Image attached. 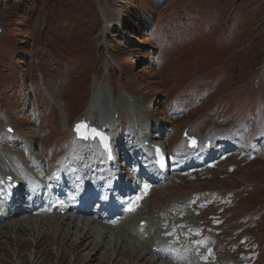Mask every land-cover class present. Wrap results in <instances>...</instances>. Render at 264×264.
I'll return each instance as SVG.
<instances>
[{"label": "rangeland", "instance_id": "1", "mask_svg": "<svg viewBox=\"0 0 264 264\" xmlns=\"http://www.w3.org/2000/svg\"><path fill=\"white\" fill-rule=\"evenodd\" d=\"M0 27L6 147L29 163L33 143L47 169L85 163L95 147L75 141L71 129L82 115L101 125L102 107L91 105L96 85L120 106L110 127L115 144L132 156L148 131L174 156L185 147V131L204 137L237 126L245 154L226 148L234 151L169 180L151 193L141 215L160 218L193 196L203 212L198 238L209 240L203 242L213 262L264 264V152L250 158L264 142V0H0ZM0 162L10 168L1 151ZM38 229L2 234L0 264H17L12 248L21 264L154 262L151 253L137 255L132 242L104 249L72 229Z\"/></svg>", "mask_w": 264, "mask_h": 264}, {"label": "bare ground", "instance_id": "2", "mask_svg": "<svg viewBox=\"0 0 264 264\" xmlns=\"http://www.w3.org/2000/svg\"><path fill=\"white\" fill-rule=\"evenodd\" d=\"M135 100L136 99H132V102L135 103L134 109L138 110V103L137 100L136 102ZM91 105L93 107L97 105H100L102 107L101 126H104L110 130V124L112 122V120L110 121V119L112 118V115L118 113L117 109L120 106L117 104V102H115L108 96L105 86L96 85L93 96L91 98ZM124 111L130 112V110ZM89 118L93 122L96 121L95 117L93 116H90ZM188 134L199 136L201 142L200 147L193 150H189L188 147H184L182 152L178 154L175 160L177 162L172 163L174 165V168L169 172L168 175H165V173H160L156 169V167L153 166V159H142L140 161L139 158L140 156H143V153H141L139 157H132L130 155L131 153H123L124 147L122 145L116 144L115 154L112 161H103L100 156V151L96 150V153L93 157H89L88 159H85V163H81L82 165L86 164L87 167H89L91 163H93V168L90 171L92 172V174H85L86 176H90L91 179L86 185L80 187L72 183L71 179L73 177H76V174L70 173L69 168L60 170V176L58 179L54 178V174L53 177L50 178L49 172L44 175L46 163L42 159V155L33 156L35 153L33 143L28 146V152L30 153L29 162L34 169L28 170V168L22 169V165L24 164V162L20 153L12 152L11 149L4 146V144L0 141V151H3L7 156L9 163L11 162V168H19V171L25 174V176L21 178V180L25 181L28 178L29 202L28 208H26V215H22L21 219H17L0 228V233H4L7 231L14 232L17 231V229L23 230V228H25V233L28 235V230L38 229L39 226L56 225L62 226L66 229H72L73 234L75 232L84 233L87 239L94 240L97 245L100 244L99 246H102L104 249L108 248V243L114 245L116 243L118 244L122 242V245H125L124 242H132V247H136L138 249L136 250V252H139L137 253V255L141 256L142 258L148 256V253H151V256L154 260L153 264H165V262L170 258H174L180 264H190V262H187V258L190 257L188 254L174 253L177 249L185 247L183 242L177 239L178 234L181 235L183 231L177 230L182 228H177L175 224H171L169 221V219L173 217V213L174 216H179L182 213V206H173L171 208H168L166 216H163L159 219L157 218L156 212H150L146 215H141L145 211V207L148 202V200L146 199L137 210H135L132 214L125 216L122 214L121 209L123 200L118 196L121 191H108L107 193H109L111 198H109V202H104L103 208L106 209L107 212H105L104 214L106 218H103L101 216H98L99 214H103V212H90L86 209L87 206L85 204V201H87V199H84L83 197V194L86 193L92 194L93 197L96 195V193H99L98 198L101 197L102 188H106V190L109 189L108 185H110L109 180L111 178L116 175H120L122 177V172H120L121 169L117 168L118 164L121 167H123V164H126L128 166V170L125 173V175L128 173V176L124 177V179L133 180L132 183L134 186V190L137 188L135 184L136 175H139L140 177L149 176L151 182L153 183V189H155L168 184L166 181H168V179L170 178L171 173H173V179L178 178V176L183 173L191 175L192 172L197 168L204 167L211 161H216L218 159H221L223 156H227L228 153L224 151L225 148H236L240 150L248 149L242 145V141L239 139L240 132L237 126L225 130H216L215 132L210 129L204 137L203 135H199L200 133H198L195 129L190 130ZM158 136L159 135L157 133L150 134V132L148 131L144 134V142L152 140V138H156ZM208 140L211 141L212 148L210 149L206 148L205 146V142ZM142 149L144 148L142 147ZM177 150L179 151V147L175 149V151ZM252 152L257 156L258 159L262 158V152H264V142L261 144L260 148L252 150ZM197 153H199V155H197ZM146 163H148V167H145ZM131 168H133V170ZM95 170V177H98L99 179L98 183L96 184L92 181V178L94 177L93 173ZM4 173H6V171H4ZM68 191L69 194H66V192ZM61 195L62 198L67 202V206L62 213L59 212L58 209H55V211L50 214L40 212L43 207L52 206L53 203L57 202L56 198L58 196L61 197ZM72 195L77 196V200L75 202L65 199V197L70 198ZM189 198H184L183 204L186 201H189ZM113 199L117 200L116 207H114V205L112 204ZM7 207H10V205H7ZM110 208L113 211H110ZM172 208L174 209L173 213ZM14 210L16 212L20 211L18 207H16ZM110 218L113 219L112 225L105 222V219ZM142 220L146 221L145 225L140 224ZM31 222L34 223L33 226H30ZM39 230L40 229H38V231ZM23 234L24 233H22L21 235L23 236ZM191 234L196 235L197 231L193 230ZM17 236L18 235H16V237ZM199 243L194 242L193 244L187 245H189V249L194 250L199 245ZM154 246L156 247L155 250ZM37 251L34 253L30 252V260L33 259L34 261L38 258L37 256L39 253H37ZM142 251L145 253L143 255H140ZM196 251L193 255H195ZM11 252L12 256L15 259H20L22 254L18 249H11ZM117 252L119 251L117 250ZM206 252L207 251L205 249L203 253L199 254V256L201 257V260L198 262L199 264H208ZM209 256L210 255H208V257ZM115 257L117 258L118 256L116 255ZM210 259L212 261V263L210 264H214L213 258L210 257ZM56 264L62 263L60 261H57Z\"/></svg>", "mask_w": 264, "mask_h": 264}, {"label": "snow or ice", "instance_id": "3", "mask_svg": "<svg viewBox=\"0 0 264 264\" xmlns=\"http://www.w3.org/2000/svg\"><path fill=\"white\" fill-rule=\"evenodd\" d=\"M82 128H86V125H84V124L77 125V131H80V129H82ZM92 131L95 132V129H93ZM97 134H99V133H97Z\"/></svg>", "mask_w": 264, "mask_h": 264}]
</instances>
